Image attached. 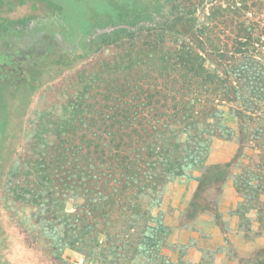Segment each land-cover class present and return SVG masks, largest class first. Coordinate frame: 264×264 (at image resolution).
<instances>
[{
	"label": "rangeland",
	"instance_id": "rangeland-1",
	"mask_svg": "<svg viewBox=\"0 0 264 264\" xmlns=\"http://www.w3.org/2000/svg\"><path fill=\"white\" fill-rule=\"evenodd\" d=\"M7 1L0 0V33L12 28L31 33L38 20L55 18L58 25L63 16L67 29L64 40L68 44H63L57 35L56 46H50L47 52L41 48V43L27 41L18 52L24 59L21 64L0 66V198L2 185L8 181L10 166L19 163L29 168L42 156L49 161L55 152L54 146L66 148L67 133L71 130L73 132L70 133L80 135L101 133L97 126L86 130L82 119L77 120L75 125H68L71 116L66 108L71 101H82L79 93L86 87L131 86V52L139 60L143 59L137 55L140 50H131V39H128L131 26L134 23L139 27L148 26L153 20L175 22L176 11L181 7L180 0H107L115 11V15L111 16L97 14V11L90 13V7L98 5L97 0H53L55 4L45 0H10L12 4ZM209 1H204L195 16L203 30L206 51L214 53L217 48L225 56L219 58V62L212 53L213 56L205 63L215 79L209 87L210 93L195 104L194 116H200V121L204 122L208 113L219 111L226 130L214 126L206 129L213 140L209 151L203 153V160L207 166L223 165L231 162L242 149L243 156L234 164L233 172L230 169L231 173L256 174V165H264V84L243 76L241 68L245 61H254L256 72H262L264 79V0L215 2L214 8L246 5L247 10L242 12V17L234 20L252 31L254 44L242 54L236 52L232 28L215 23L210 16L214 9L211 11ZM18 3L26 4L24 10L27 9L28 17L14 25L6 17L11 5ZM110 5L106 8L112 14ZM91 21L93 31L85 35ZM120 27L127 31L112 37L111 41L121 36L125 37V43L107 47L93 43V39L100 34ZM35 34L31 35L34 37ZM175 40H166L165 49L173 50ZM161 84L167 83L161 80L159 86ZM232 88L238 92L236 101L227 99L228 92L234 93ZM109 100L114 102L111 96ZM125 100L131 103L130 99ZM84 101L91 104L96 102V98ZM221 133H231V136L223 138ZM239 133L245 136H239ZM168 134L176 137L177 143L188 135L182 132ZM208 135L205 137L208 138ZM82 176L84 178L85 174L82 173ZM200 177L201 170L190 171L188 178H171L165 187L161 206L154 210V215L170 230L167 241L164 240L168 243L167 248H163L162 253L173 263L178 262L180 251L187 250L186 259L193 263L240 264V259L264 247V195L254 198L253 193L250 199L244 200L236 192L233 180H230L220 188L214 185L207 187L197 201L203 209H197L192 205ZM76 178L80 180L67 178L62 172L52 183L53 191L65 202L69 213L75 212L79 206H89L85 196L98 198L99 189L95 183L82 180L81 176ZM16 179L23 181L24 177ZM259 192L264 193L262 189ZM31 213L29 206L0 199V264H93L75 250H65L60 260H51L41 252V248L29 247V233L22 230L19 224L25 223ZM244 215V219L240 218ZM245 240L253 243L251 250L240 246Z\"/></svg>",
	"mask_w": 264,
	"mask_h": 264
},
{
	"label": "trees",
	"instance_id": "trees-1",
	"mask_svg": "<svg viewBox=\"0 0 264 264\" xmlns=\"http://www.w3.org/2000/svg\"><path fill=\"white\" fill-rule=\"evenodd\" d=\"M204 1L180 0L175 22L153 20L150 25L140 27L134 23L128 39H131V50H140L137 55L143 59L139 60L131 52V86L86 87L79 93L82 101H71L66 108L71 116L68 125L82 119L86 130L97 126L101 133L80 135L70 133L71 130L67 133L66 148L54 146L55 152L49 161L42 156L29 168L19 163L10 166L0 199L32 210L25 223L19 224L29 233V247L41 248L51 260H60L65 250H75L93 264H208L187 260V250L179 252L176 263L162 253L167 248L164 240L170 230L154 215V210L161 206L171 178H188L190 171L201 170L192 205L197 209H203L197 201L207 187L220 188L230 180L244 200L250 199L253 193L254 198L264 195L259 192V189L264 192L263 164L256 165L258 172L252 175H235L230 171L243 156L242 149L231 162L223 165L207 166L203 160V153L209 151L213 140L206 129L214 126L226 130L219 111L208 113L204 122L200 116H194L195 104L210 93L209 87L215 79L205 64L213 52L206 51L203 30L195 16ZM216 1H209L211 11L214 9L210 16L215 23L232 28L237 53L248 52L254 44L253 33L234 20L242 17L246 5L214 8ZM110 7L112 14L108 15H115L113 6ZM123 31L127 30L120 27L100 34L93 43L104 47L121 45L125 37L114 41L111 38ZM168 39H176L170 41L175 44L173 50L164 47ZM213 54L216 60L225 56L217 48ZM244 63L242 75L264 84L263 73L256 72L254 61ZM161 80L171 87L159 86ZM232 91L228 92L227 99L238 100L237 89ZM110 96L114 102H110ZM92 97L96 102L84 101ZM181 132L188 135L180 143L168 134ZM230 134L221 133V136L227 138ZM62 172L72 180H80L76 177L81 176L82 180L95 183L98 198L85 196L89 206L67 212L65 202L52 189V183ZM240 218L244 219L245 215ZM240 264H264V247L240 259Z\"/></svg>",
	"mask_w": 264,
	"mask_h": 264
},
{
	"label": "crops",
	"instance_id": "crops-1",
	"mask_svg": "<svg viewBox=\"0 0 264 264\" xmlns=\"http://www.w3.org/2000/svg\"><path fill=\"white\" fill-rule=\"evenodd\" d=\"M50 2L51 4H55L53 0H45ZM98 5L94 7H90V13L97 11V14H109L108 9L106 6H109L106 0H97ZM7 3L12 4V1L8 0ZM95 5V4H94ZM26 4H15L11 5V9L9 14L7 15L6 20L14 23V25L21 21H24L25 18L28 17V13L26 12L27 9ZM93 31V23L91 21L90 29L87 31L85 35H89ZM36 33L35 36L31 35L32 33ZM67 29L65 24V17L62 16V21L57 25L55 18H47L41 19L34 23L32 27L31 33H23L21 30L12 28L6 32L0 33V66H4L5 64H21L24 60L23 57L18 53L20 49H22L24 43L27 41H33L36 43H41V48L45 51L50 50V46L54 48L55 45V38L57 35L60 36L61 42L65 45L68 43L64 40V36H66ZM83 35L82 37H84ZM75 41V40H74ZM72 41V42H74ZM40 46V45H39ZM51 48V49H52ZM37 49V48H36ZM44 51H41V53ZM27 55V53H24ZM25 58H30L25 56ZM249 241H242L241 247L247 248L246 250H251L254 245Z\"/></svg>",
	"mask_w": 264,
	"mask_h": 264
}]
</instances>
